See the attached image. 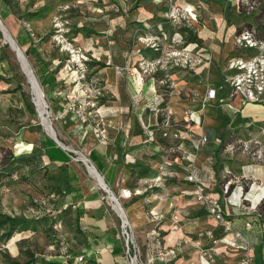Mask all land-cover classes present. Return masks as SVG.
<instances>
[{
  "label": "rangeland",
  "instance_id": "1",
  "mask_svg": "<svg viewBox=\"0 0 264 264\" xmlns=\"http://www.w3.org/2000/svg\"><path fill=\"white\" fill-rule=\"evenodd\" d=\"M0 18L18 45L21 29L29 35L30 43L19 47L44 91L48 121L85 176L101 188L110 229L124 244L126 264H142L148 250L154 256L153 237L162 233L160 228H169L160 221L161 211L150 207L154 197H175L182 205L197 199L196 192H181L187 186L195 191L182 180L193 166L204 188L211 187L208 173L218 171L214 179L220 199L240 211L237 223L253 239V247L255 238L264 242V121L237 115L241 119L216 155L222 161L216 167L210 158L211 150L219 148L215 129H205L209 143L190 153L182 145L190 142L188 134L194 138L192 120L173 127L163 143L147 135L156 127L154 95L169 101L186 83L193 82L198 91L216 81L219 56L231 46L240 24L264 38V0H10L9 5L0 0ZM41 63L54 77V87L39 80ZM147 81H152L151 90L143 93ZM133 116L146 139L141 150L124 148L134 150L133 156H141L147 167L140 177L109 188L122 215L81 159L88 158L92 140L124 152L123 127ZM45 128L17 52L0 30V221L12 217L21 223L0 226V264H84L68 258L81 256L89 243L76 210L59 203L49 172L39 167L32 173L35 164L26 158L32 150L24 147L38 134L49 135ZM128 130L130 138L132 124ZM225 209L221 206L224 220ZM203 212L211 218L205 208ZM243 216L257 218L253 231L246 230ZM90 257L85 264H99Z\"/></svg>",
  "mask_w": 264,
  "mask_h": 264
},
{
  "label": "crops",
  "instance_id": "2",
  "mask_svg": "<svg viewBox=\"0 0 264 264\" xmlns=\"http://www.w3.org/2000/svg\"><path fill=\"white\" fill-rule=\"evenodd\" d=\"M230 41L229 45L231 46L224 47V52L219 56L218 64H220L218 65V79L216 81L206 82L204 86H201V88L198 89V91L192 89L194 87L190 84H193V82L186 83L185 87L174 92L168 101L167 106L177 121H186L187 111H196L197 115H199L204 121L203 127L199 128L197 122L193 120L195 123L192 127L194 138L189 137L190 142L184 141L183 143V145H187L189 153L193 150L192 141L198 140L203 135L207 136L205 129H215L217 133V129L221 125V120L218 117L219 111L232 119V121H234L239 114L245 118L264 121V105L248 104L240 113H234L227 106L220 105L218 101H211L205 109L202 107L201 102L206 95L208 85L222 81L221 73L225 62L232 52H234L233 38ZM145 84L146 85L143 87V93L149 89L151 90L150 83L147 81ZM182 91L185 92L186 97L184 98L181 96ZM192 95H195V97L191 98ZM220 95L222 98H225L227 93L223 92L220 93ZM208 107L211 110H208ZM136 113L139 116L141 111L138 109ZM188 116L190 117V115ZM135 119V116H133V118H131L132 122H128V126L123 127L124 138L121 139L120 142L121 145H123L124 152L121 154L114 149L112 150L108 149V147L97 146L94 140L90 141L92 146H90V152L87 159L97 172L100 173L108 187L113 190L117 189L120 184H124L126 180L128 182V179L131 176L136 175L140 177L139 173L142 172L143 168L147 167L144 163V159L141 156H133L134 150H130V148L137 151L141 150V144H143L146 139L140 131L139 123H136L135 125ZM131 124L132 134L129 138L127 136V131H129L128 127H130ZM113 127L112 124L111 128ZM127 137L129 139H127ZM52 142L55 143L49 135L38 134L36 139L33 140L32 143H29V145H33L32 150L41 149L44 151L52 144ZM56 146L60 147L57 144ZM124 146L130 148H127V151H125ZM60 148L65 152V155L70 158L69 162H52L47 156H41L40 158V167H43L45 172H49L48 174L52 179L51 184L53 186H57L60 183L61 178L68 176H75L78 179L69 186L70 189L72 187L70 191L67 193L64 191L62 196L58 194L60 197L59 203L64 204V208L68 207L75 209L78 216H80L79 225L81 226L82 231L85 230L88 234L86 236H88L87 239L90 243L94 241L95 244H91L93 248L92 250L95 251L93 252V256H95V258L97 256L96 261L99 264H126V260H124L125 256L122 252L114 253L111 244H104L105 241H110L109 238L112 239L116 237L110 229L111 227L108 222L109 207L104 201V195L100 191L101 188L96 186L90 178L85 176L80 165L77 163L80 162L78 159H75L64 147ZM183 149L186 151L185 148ZM92 150H94V153L91 155ZM64 157L62 156L58 159L63 160ZM81 162L84 163L82 159ZM136 170L138 173L135 174ZM99 186L102 187L100 184ZM210 189L214 193L213 195L220 200L219 195L221 192L219 189L216 190L215 184H211ZM181 190L183 194L195 192L191 186H187V188ZM227 193L228 192H226V194ZM152 196L155 195L153 194ZM223 199L220 203L222 207L226 208L225 213L227 214V221L232 223L234 227L239 228L236 214H240V211L238 212L235 205L227 206L224 204ZM179 205L182 206V209L179 208L177 210V206ZM150 207L161 211L160 213L165 220L161 219L160 221L166 222V224L163 225L168 226L169 228H160L159 231L163 233V236H161V233L157 237H153V241L157 240V245L154 244V247L157 248V250L152 251L154 256H152L151 251L148 250V252L144 254L146 260L145 262L143 261L142 264H239V252L231 244L222 239L225 233L223 228L203 212V205L196 200H188V202L186 201L185 204L182 205V202L175 197L171 198L162 195L160 197H154L150 201ZM145 226H147L146 223ZM209 232H212L213 237L220 241L217 245L213 244L212 239L208 235ZM116 236L118 238V235ZM168 237H171L170 241L168 240ZM255 241L256 244L253 247L255 261L257 254L256 250L261 243L263 244L264 259V242L262 240L259 241L257 238H255ZM162 244L164 245L163 248L161 246ZM158 252H162L164 259L158 258ZM150 257H152L151 260L147 261Z\"/></svg>",
  "mask_w": 264,
  "mask_h": 264
},
{
  "label": "built area",
  "instance_id": "3",
  "mask_svg": "<svg viewBox=\"0 0 264 264\" xmlns=\"http://www.w3.org/2000/svg\"><path fill=\"white\" fill-rule=\"evenodd\" d=\"M233 49L234 52L227 58L223 67L222 81L207 87L206 95L202 100L204 109L211 101H218L220 105L227 106L234 113H240L248 104L264 105V38L258 35L257 30L249 29L242 24L234 32ZM223 92L227 93L225 98L220 95ZM194 113V111H187L188 122L190 120L194 122ZM171 117L175 118L167 106L165 119L167 125L170 123ZM154 133L153 130L147 135L153 137ZM164 136H167V133H164ZM187 137L192 138L189 134ZM209 141V138L203 135L198 140L193 141V148L199 151ZM198 174V169L195 166L187 172V180L195 188L196 201L207 207L208 214L216 223L224 225L225 235L222 239L239 252V264H256L252 240L224 220L220 200L199 184ZM227 191L228 185L226 187ZM251 228V224L247 223L246 229L251 230ZM208 235L213 244L217 245L220 242L213 237L211 232ZM158 258L164 259L162 252H158ZM83 259L84 257L81 255L76 258V261L82 262Z\"/></svg>",
  "mask_w": 264,
  "mask_h": 264
},
{
  "label": "trees",
  "instance_id": "4",
  "mask_svg": "<svg viewBox=\"0 0 264 264\" xmlns=\"http://www.w3.org/2000/svg\"><path fill=\"white\" fill-rule=\"evenodd\" d=\"M4 3L9 5L10 4V0H4ZM242 24L239 25L238 28L241 27ZM30 37L29 35H27L26 33H24V31L21 29L19 32H18V37H17V41L19 43V45L21 47L23 46H27L29 43H30ZM37 74H38V77H39V80L40 81H46L48 82V84L52 87H54V77L51 76V73L48 72L45 67L42 65V63L38 66V70H37ZM148 83H150V85L152 84V81H148ZM45 85V84H44ZM146 84H144L145 86ZM154 100L157 99L158 102L156 103V107L154 108V120H155V133H154V138L155 139H159L160 142H164L165 138L168 136V131H170L173 127H175L176 125H178L179 123H183V122H187L186 121H177L175 118L171 117L170 118V123L167 125L165 123V119H166V111H167V104H168V101H165V97L164 96H161L159 94L157 95H154L153 96ZM49 99H51L52 101L55 100V97L54 95H50L49 96ZM218 117L220 118L221 120V125L218 127L217 129V137H216V140L215 142L218 143V150L217 151H214V150H211V160L214 159L213 163L215 164L214 167L217 166V164H220L222 163L221 159H219L217 157L216 159V155H219L221 150L225 149L226 146H227V143H228V138H229V135L231 133V128L234 127L239 121H240V117L237 118V120L235 119L234 121H232V119H230L228 116L224 115L221 111H219L218 113ZM164 133H167V136H164ZM183 134V133H182ZM227 141V142H226ZM203 149V148H202ZM201 149V150H202ZM94 153V150L91 151V155ZM41 156H47L50 161L52 162H56V161H63V162H69L70 161V158L68 156L65 155V152L60 148V147H57L55 143L52 142L51 145L48 146L47 149H45L44 151H42L41 149L40 150H32L29 155L26 157L27 158V161L29 164H35L34 167L32 168V173H34L35 171H38L39 170V167H40V158ZM64 157L63 160L61 159H58L59 157ZM212 166V167H213ZM213 172H209L208 173V176H209V179H211L210 183L211 184H215V179H216V175L218 174V171L215 172L214 170H212ZM186 176L184 179H182L183 181H185L186 183H188L190 185V183L188 182L187 180V173H185ZM213 174V175H212ZM67 175V173H66ZM65 175V176H66ZM215 178V179H214ZM198 179H199V182L200 184L203 186L204 183L201 179V177H199V174H198ZM78 179L75 177V176H68V177H65L64 180L60 181V183L56 186V191L57 193L62 196L65 191V193H67L68 191H70L72 189H70L69 186H71L73 184V182H76ZM227 186V185H226ZM205 188L207 190H209L210 192L211 189L210 187L207 185L205 186ZM229 188V186H228ZM229 190V189H228ZM79 191V190H78ZM80 192V191H79ZM228 192V191H227ZM212 194H214L212 192ZM220 201L222 202V199H220ZM64 206V204H63ZM206 210H207V207H204ZM208 211V210H207ZM80 217V216H79ZM227 217V216H226ZM2 221H0V226H6V225H9V226H16V225H19L21 223L18 222L17 224V219L15 218H12V217H3ZM243 219L244 220V223H245V228H246V224L247 223H250L252 228L251 230L253 231V229L255 228V222L257 221V218H254V219H251L249 217H246V216H243ZM228 220V219H226ZM163 224H166V222H164ZM233 227L234 225L232 223H230ZM235 229L243 232L244 228L241 229V227L239 228H236L234 227ZM251 231V232H252ZM82 233L86 236L88 235L86 233V231H82ZM11 234V232H10ZM9 236V235H8ZM116 238H109L110 241H105L104 244L105 245H109L111 244L112 245V251L114 253H119V252H122V247H123V241L122 239H120L119 237L117 238V236L115 235ZM103 238V237H102ZM249 239H252L251 237H249ZM86 241H89L87 238H86ZM92 243H94V241H92ZM101 243V242H100ZM95 244V243H94ZM93 248H92V245L89 241V243H87V247L85 248V253L82 254V256L84 257L83 259V263H87V256L89 254V256H92L89 258V260L91 261H95L97 262L96 260H94L93 258V252L91 251ZM88 252V253H87ZM123 253V252H122ZM256 262L257 264H264V259H263V244L261 243L259 245V248H257L256 250ZM79 257V256H77ZM77 257H68V258H74V261L76 263H78L76 261V258ZM62 263H65V261H62ZM70 264V263H68Z\"/></svg>",
  "mask_w": 264,
  "mask_h": 264
},
{
  "label": "bare ground",
  "instance_id": "5",
  "mask_svg": "<svg viewBox=\"0 0 264 264\" xmlns=\"http://www.w3.org/2000/svg\"><path fill=\"white\" fill-rule=\"evenodd\" d=\"M0 29H3V28L0 26ZM4 33H5V39H6V41L10 44L11 48L15 52H17V46L18 45H17L15 39L7 31L4 30ZM20 52H22V51H20ZM23 55H24V53H23ZM20 57H21L20 58V61L23 64V67L26 69V71L28 72V75L30 77V84H32V91H33V95H34V102H35V105H36L37 110H38V115H39L42 123L46 126L45 129L48 130V133L50 135H52L53 137H55L56 136V133L54 131V128L49 123L48 118H47L49 116V113L47 111L48 106H47L46 101L44 99L45 96L42 95V92L39 90V87L37 85L36 80L33 79V77H32L33 74L31 73V69H30V67H27V64H26L27 63L26 62V58L23 57L22 55H20ZM208 110H210L209 107H208ZM193 119L197 122V124L199 125V128L203 127L204 121L202 120V118L199 115H197V112L196 111H195V113L193 115ZM54 133H55V135H54ZM15 148L16 149H19L20 146L19 145H16ZM24 148L27 149V150H32L33 149V145L30 144V145L25 146ZM183 148H185L186 151H188L186 144L183 145ZM82 160L86 163V166L88 168V171H89V174L91 175V177L95 178L98 181V183L103 187L104 191L109 194V195L108 194L107 195L109 196L110 200L113 203L116 204V208L118 210H120V212L122 213V215H125L124 212H123V209L118 204L117 199L115 198V196L112 193V191L109 189L108 185L105 183V181L102 178V176L100 175V173H98L97 170L89 163V161H88L87 158L84 157V158H82ZM127 224H128L127 221L124 220V225L127 226Z\"/></svg>",
  "mask_w": 264,
  "mask_h": 264
},
{
  "label": "water",
  "instance_id": "6",
  "mask_svg": "<svg viewBox=\"0 0 264 264\" xmlns=\"http://www.w3.org/2000/svg\"><path fill=\"white\" fill-rule=\"evenodd\" d=\"M0 26L3 28V29H0L1 30V32L3 33V35H4V37H5V33H4V30L5 31H7L8 33H9V31L7 30V28L5 27V25L3 24V22H2V19L0 18ZM17 43V42H16ZM18 45V44H17ZM21 51V48L19 47V45L17 46V57H18V59H19V61H20V55H22L23 57H25L24 55H23V53L22 52H20ZM26 58V57H25ZM21 62V61H20ZM26 64H27V67H30L29 66V63H28V61L26 60ZM21 65H22V68H23V71L25 72V74L27 75V77H28V79H29V81H30V77H29V75H28V72L26 71V69L23 67V64L21 63ZM31 69V68H30ZM31 73L33 74V79L34 80H36V82H37V85H38V87H39V90L42 92V95H44V91L42 90V88H41V86H40V84H39V82H38V79H37V77H36V75L34 74V71L31 69ZM31 88H32V84H31ZM34 104H35V102H34ZM36 106V105H35ZM37 112H38V110H37ZM50 135V134H49ZM54 135H55V133H54ZM50 137L54 140V142L58 145V146H60V147H63L62 145H61V142L57 139V137L55 136V137H53L52 135H50Z\"/></svg>",
  "mask_w": 264,
  "mask_h": 264
}]
</instances>
